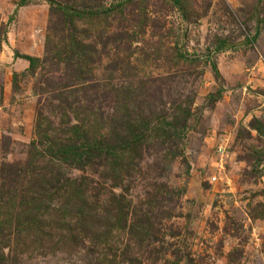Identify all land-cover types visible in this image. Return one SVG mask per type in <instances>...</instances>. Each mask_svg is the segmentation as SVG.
<instances>
[{"label": "rangeland", "instance_id": "374dc122", "mask_svg": "<svg viewBox=\"0 0 264 264\" xmlns=\"http://www.w3.org/2000/svg\"><path fill=\"white\" fill-rule=\"evenodd\" d=\"M0 264H264V0H0Z\"/></svg>", "mask_w": 264, "mask_h": 264}, {"label": "trees", "instance_id": "16d2710c", "mask_svg": "<svg viewBox=\"0 0 264 264\" xmlns=\"http://www.w3.org/2000/svg\"><path fill=\"white\" fill-rule=\"evenodd\" d=\"M48 2H50V0H48ZM74 13H75V14H78L79 12L74 11ZM80 13H81V12H80ZM215 74L218 75V73L216 72V70H215ZM218 95H219V94H216V96L214 97V99H217V98H218Z\"/></svg>", "mask_w": 264, "mask_h": 264}]
</instances>
